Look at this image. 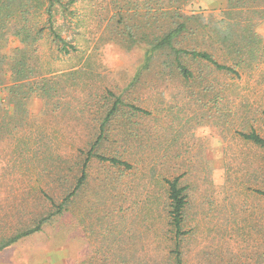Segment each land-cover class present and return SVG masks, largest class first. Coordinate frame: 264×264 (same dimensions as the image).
<instances>
[{"label":"rangeland","instance_id":"rangeland-1","mask_svg":"<svg viewBox=\"0 0 264 264\" xmlns=\"http://www.w3.org/2000/svg\"><path fill=\"white\" fill-rule=\"evenodd\" d=\"M116 1L130 14L129 0ZM148 3L138 0L137 14L125 16L136 23L133 32L154 28L142 23ZM225 5L184 3L182 12L191 18L177 46L210 50L212 41L200 27L220 20ZM75 9L70 23L58 22L77 50L60 52L46 37L29 59L35 79L59 83L51 96L30 92L22 104L14 100L10 66L24 44L11 32L0 36V243L51 210L42 190L57 201L71 190L74 159L86 151L103 115L96 113L99 105L113 101L112 94L147 114L131 116L124 107L98 150L139 160V166L129 172L92 159L87 181L66 211L2 250L0 264H168L165 188L141 178L142 161H153L159 173L181 175L187 187L183 264H264V148L240 135L254 129L264 138V68L237 78L185 57L194 74L190 88L180 77L162 74L164 55H157L130 86L147 43L122 37L123 23L108 25L110 0H79ZM256 31L264 38V19ZM220 88L230 92L218 101ZM130 128L136 138L129 139Z\"/></svg>","mask_w":264,"mask_h":264},{"label":"trees","instance_id":"trees-1","mask_svg":"<svg viewBox=\"0 0 264 264\" xmlns=\"http://www.w3.org/2000/svg\"><path fill=\"white\" fill-rule=\"evenodd\" d=\"M113 4V12L107 14L108 25L124 24V31L120 32L126 40L137 39L147 43L144 62L137 70L131 85L137 83L144 71H148L153 59L157 55H164L161 61L162 74L180 77L189 87L194 74L185 64L183 58L205 61L212 65L217 71L241 77V71L249 69L264 68V38L256 31V25L264 19V0H226V5L222 10V18L218 21H209L201 26L203 32L211 40V49H201L199 47L187 48L178 47L177 43L182 35L188 31L187 20L191 17L182 12V5L188 0H149L147 11L143 14L142 23L145 26H152L150 32H133L135 22H125V16L130 20L138 12L140 5L138 0L127 2L126 14L122 13V7L115 6L118 1L110 0ZM79 0H0V36L8 32L18 36L24 44L17 48L10 66L12 85L9 88L14 100L22 104L30 92L46 97L51 93H58L59 83L54 78L38 77L35 67L29 64V59L38 50L41 40L50 38L60 52L69 54L77 50V44L71 39H67V31L63 28L64 23H59L62 18L71 22L75 18V7ZM151 2V4H150ZM153 11V13H151ZM58 16V18H57ZM78 24V23H77ZM141 27V26H140ZM138 25V29L140 28ZM214 45V46H213ZM216 52V53H215ZM33 78V80H30ZM56 78V77H55ZM211 88V87H210ZM230 90L220 88L214 95L218 101L223 99V95ZM111 95V94H110ZM113 101H106L99 105L97 123L91 129V141H89L86 151L81 150L80 156L74 159L72 168H77L75 183L71 190L66 192L60 200H55L48 192L42 190L43 198L50 203L51 210L41 214L32 226L24 227L11 236L2 240L0 250L13 244L19 239L41 231L42 227L51 221L54 216L63 214L72 198L84 186L88 178L89 164L92 159L99 162H106L113 167L121 168L123 171L137 169L139 160L128 162L120 156H108L99 152L98 148L102 141L107 139L109 124L115 119L121 110L128 109L129 115L147 114V111L139 106L126 103L122 95H114ZM225 96V95H224ZM261 116L264 121V107L261 109ZM136 132L128 130L130 138H136ZM241 137L253 145L264 148V138L254 129L248 132H241ZM70 162V161H69ZM142 168H145L143 177L150 179V183L165 188V201L163 207L166 209L165 235L170 239L168 251L163 258L168 259V264H183L181 242L183 241L185 230V209L188 204L187 187L181 185V175L168 176L159 173L153 161H142ZM147 175V176H145ZM61 174L58 181H64ZM264 194L263 190H260ZM165 204V205H164Z\"/></svg>","mask_w":264,"mask_h":264},{"label":"crops","instance_id":"crops-1","mask_svg":"<svg viewBox=\"0 0 264 264\" xmlns=\"http://www.w3.org/2000/svg\"><path fill=\"white\" fill-rule=\"evenodd\" d=\"M15 243V242H14ZM10 246V245H9ZM8 247V246H7ZM6 248V247H5ZM5 248H3L2 250H4ZM2 250H0V252L2 251Z\"/></svg>","mask_w":264,"mask_h":264}]
</instances>
